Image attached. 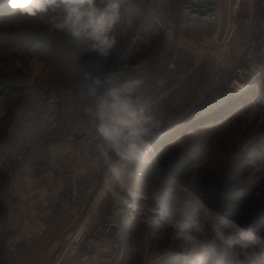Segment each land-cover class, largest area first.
Returning <instances> with one entry per match:
<instances>
[{"label": "rangeland", "instance_id": "rangeland-1", "mask_svg": "<svg viewBox=\"0 0 264 264\" xmlns=\"http://www.w3.org/2000/svg\"><path fill=\"white\" fill-rule=\"evenodd\" d=\"M235 1L230 0L231 24ZM143 3L144 0H122V13L115 30L117 44L107 55L90 50L85 41L73 38L67 31L55 29L53 25L61 19L59 15L50 12L38 18L30 17L7 7L0 17V135L18 103V84L33 80L43 87L55 83L70 85L80 77L84 59H89V66L104 76L118 60H123L129 45H137L138 51L131 53L129 59L151 61L146 73L137 78L143 82L140 95L150 103L162 130L197 109L188 120L162 134L153 147L157 148L153 157L165 174L185 182L208 204L243 226L250 225L264 234V108L258 107L253 99L257 96L261 101L264 97V65L247 92L250 96L226 99L212 111L202 112L199 108L203 104L200 101L204 99V102L215 86L229 77L233 66L241 62L250 35L251 0H241L238 5L234 38L210 90L213 69L222 64V57L219 60L202 58L194 50L182 49L179 50L181 59L167 85L160 90L145 86L164 67L174 46L162 34L149 32L142 24ZM176 12L173 1V23ZM139 33L149 36L148 46L133 44ZM208 35L199 33L190 37L188 34L196 41ZM256 60L252 59V67H256ZM13 87L17 90L12 92ZM84 168L86 177L80 186L81 193L87 197L95 189L97 178L90 168L81 165ZM15 180L13 194L6 196L0 172V264H42L56 250L63 232L76 216L63 211L52 200L53 185L46 184L45 179L21 175ZM90 181L94 184L89 185ZM145 183V191H152L150 178ZM41 192L45 194V203L31 205L27 197ZM68 193L69 187L64 182L58 195ZM105 206L106 203L102 209ZM126 228L123 243L126 253L120 264H141L144 255L152 250H169L174 255V233L170 230L150 226L135 213ZM254 251L249 250L248 255ZM256 264H264V256Z\"/></svg>", "mask_w": 264, "mask_h": 264}, {"label": "built area", "instance_id": "built-area-1", "mask_svg": "<svg viewBox=\"0 0 264 264\" xmlns=\"http://www.w3.org/2000/svg\"><path fill=\"white\" fill-rule=\"evenodd\" d=\"M173 1L177 10L175 23L171 20ZM5 3L7 0H0V5ZM143 7L142 22L174 46L164 67L147 81L145 86L150 89L160 90L167 85L181 59L179 50H194L202 58L215 59L231 31L230 0H144ZM251 7L250 35L241 62L207 95L200 107L202 112L215 110L222 101L243 95L257 80L264 65V0H251ZM199 33L209 35L197 41L190 38ZM132 42L148 46L150 38L139 33ZM253 58H257L256 67L250 65ZM89 63V59L82 61L80 77L67 86L55 83L43 87L33 80L18 84V103L0 135V172L6 196L15 185V179L21 175L36 176L52 184L54 200L60 208L78 218L94 191L84 217L68 233L50 264H120L126 253L123 243L127 222L133 213L117 217L111 198L103 190L106 183L103 157L86 109L91 104L90 89L94 80H104L112 74L119 77L121 72L135 79L149 69L151 61L148 58L133 62L120 59L104 76ZM81 165L92 170L97 178L96 187L103 176L99 187L87 197L81 193L80 183L86 177ZM64 182L69 193L59 196ZM92 184L94 181L89 182ZM27 200L38 203L43 195H31ZM109 226L116 227L114 237L107 235ZM170 253L169 250H152L144 255L141 264H161L174 256ZM263 256L264 249H255L248 255L247 264H256Z\"/></svg>", "mask_w": 264, "mask_h": 264}, {"label": "clouds", "instance_id": "clouds-1", "mask_svg": "<svg viewBox=\"0 0 264 264\" xmlns=\"http://www.w3.org/2000/svg\"><path fill=\"white\" fill-rule=\"evenodd\" d=\"M20 15L61 19L53 25L90 50L107 55L117 44L122 0H7ZM140 78L121 72L91 85L86 109L99 138L106 183L117 217L135 213L143 222L174 233V255L182 264H247L249 250L264 249V234L208 204L182 180L165 174L153 157L160 130L150 103L140 95ZM150 178L152 191H145ZM171 254V253H170Z\"/></svg>", "mask_w": 264, "mask_h": 264}, {"label": "water", "instance_id": "water-1", "mask_svg": "<svg viewBox=\"0 0 264 264\" xmlns=\"http://www.w3.org/2000/svg\"><path fill=\"white\" fill-rule=\"evenodd\" d=\"M240 1H241V0H236L235 3H234V5H233V8H232V31H231V33H230V35H229V37H228L226 43L224 44L222 51H221L220 54L215 58V60H219V59H221V57H222L223 60H222V64H221V65H219L218 67H215V68L213 69V76H212L211 83L209 84V90L212 89V88L214 87V84H215L216 79H217L218 72H219L221 66H223V64H224V62H225V60H226V58H227V55H228V53H229V50H230V47H231V44H232V41H233V38H234V33H235L236 28H237V22H236V16H235V15H236V11H237V8H238V5H239ZM203 100H204V99H202V100L200 101V104L203 103ZM199 108H200V107H199ZM196 110H197V109H196ZM196 110H195L194 112H191V113H189V114L183 116L182 118H180V119H178V120H176V121H173V122L167 124V125L164 127V129H163L162 131H160L159 133H157V134L153 137V139H154V140L152 139L153 147H154V146L156 147V145H157L156 141L160 139V137L162 136V134L167 133V131L170 130V128L175 127L176 125H178V124H180V123H183V122H185L186 120H188V119H189V118H190V117L196 112ZM161 132H162V133H161ZM102 177H103V176H101V177L99 178V181H98V184H97V187H96V188L99 187V185H100V183H101V179H102ZM93 194H94V191L89 195L88 200H87V203H86V205H85V207H84L82 213L80 214V216L76 219V221H75L74 223H72V224H71V225H70V226H69V227L63 232V234H62V236H61V239H60V242H59V245H58V247L56 248V250H55V251H54V252L48 257V259H47L44 263H42V264H49V263H50V262H51V261L57 256V254H58V252H59V249H60V247L62 246V244H63V242H64L66 236L68 235V233L71 232V231L77 226V224L82 220V218L84 217V215H85V213H86V210H87V207H88V205H89V203H90V200H91ZM115 232H116V227H115V226H109V228H108V230H107V235L110 236V237H114Z\"/></svg>", "mask_w": 264, "mask_h": 264}, {"label": "trees", "instance_id": "trees-1", "mask_svg": "<svg viewBox=\"0 0 264 264\" xmlns=\"http://www.w3.org/2000/svg\"><path fill=\"white\" fill-rule=\"evenodd\" d=\"M7 7H8V5H7V3H5V4H1L0 5V17H1V15H3L5 12H6V9H7ZM144 73H146V71L144 72ZM143 74V73H142ZM142 74H140V75H142ZM17 90V88H12L11 89V91L13 92V91H16ZM250 92V91H249ZM9 93H11V92H9ZM251 94H249V93H244V95H242L241 97H246V96H250ZM253 95V94H252ZM241 97L239 98V100H241ZM257 96H255L253 99L256 101V104H257V106L258 107H260V108H264V102L262 103V100L264 99V97H263V99L261 100V101H258L257 100V98H256ZM238 103V102H237ZM228 113V112H227ZM183 117V116H182ZM211 117H213V115H211ZM178 120V119H177ZM176 121V120H175ZM191 128V127H190ZM189 129V128H188ZM162 130V128L160 127V130H159V132ZM159 132H157V133H159ZM179 135H181V134H179ZM178 134L176 135V136H179ZM162 146H164V144L162 145ZM157 150V148L156 149H154V151H156ZM154 153V152H153ZM12 194H13V192H11ZM37 195H39V193H37V194H35V196H37ZM43 198H45L44 199V201H46V197H43ZM52 200H54V195L52 196ZM37 205H40V204H37ZM161 264H182V262L179 260V259H176V258H171V259H167V260H165V261H163Z\"/></svg>", "mask_w": 264, "mask_h": 264}, {"label": "crops", "instance_id": "crops-1", "mask_svg": "<svg viewBox=\"0 0 264 264\" xmlns=\"http://www.w3.org/2000/svg\"><path fill=\"white\" fill-rule=\"evenodd\" d=\"M143 8H144V7L142 6V9H143ZM142 24L148 29L149 32H152V28H151L150 26L145 25L144 23H142ZM183 50H184V49H183ZM135 51H138V46L136 45L135 47H133L132 44L129 45V46L126 48V50L124 51V53H123V55H124L123 60L126 61V62H133V61H135V60H131V59H129V55H130L131 53L135 52ZM46 184H47V182H46ZM39 194H42L43 197H45V194H44L43 192H41V193H39ZM44 199H45V198H43V200L40 201V202H38V203L30 202V204H31V205L44 204V203H45ZM75 218H76V217H74V219L72 220V222L76 221ZM72 222H71V224H72ZM71 224H70V225H71ZM70 225H69V226H70ZM67 227H68V226H67ZM67 227H66V228H67ZM66 228H65V229H66ZM65 229H64V230H65Z\"/></svg>", "mask_w": 264, "mask_h": 264}, {"label": "bare ground", "instance_id": "bare-ground-1", "mask_svg": "<svg viewBox=\"0 0 264 264\" xmlns=\"http://www.w3.org/2000/svg\"><path fill=\"white\" fill-rule=\"evenodd\" d=\"M246 90H247V89H246ZM246 90L244 91L245 94L249 91V89H248L247 91H246ZM198 118H199V117H198Z\"/></svg>", "mask_w": 264, "mask_h": 264}]
</instances>
